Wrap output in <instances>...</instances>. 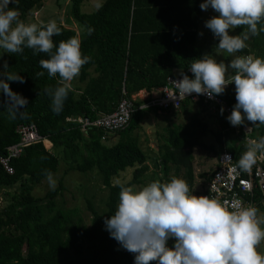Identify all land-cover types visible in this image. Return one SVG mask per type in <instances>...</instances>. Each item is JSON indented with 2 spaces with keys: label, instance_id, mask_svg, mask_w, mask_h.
<instances>
[{
  "label": "trees",
  "instance_id": "obj_1",
  "mask_svg": "<svg viewBox=\"0 0 264 264\" xmlns=\"http://www.w3.org/2000/svg\"><path fill=\"white\" fill-rule=\"evenodd\" d=\"M41 1L18 0V4L9 7L18 8L20 16H24ZM85 2L70 0V13L82 26L79 35L73 28L56 21L62 34L53 37L54 44L58 46L61 41L79 38L81 52L92 58L82 67L76 78L79 85L73 84L59 114L52 111L51 98L44 92L45 88L60 84L58 76L49 78L39 64L41 59L49 58L48 55H33L27 48L22 54L5 53L6 71L24 77V83H8L13 92L28 100L24 111L29 118L10 120L3 104L6 98L0 91V155H5V147L18 139L15 126L19 123L33 124L49 145L40 139L25 144L19 154L8 159L11 172L0 164V189L16 187L0 208V264H134V254L110 237L104 220L117 208L120 187L139 183L149 168L147 154L131 133L132 129L140 128L139 122L146 115L144 109L137 108L140 99L133 100L134 109L128 123L116 131L118 137L110 144L100 138V128L90 126L81 131L78 122L67 117L93 118L110 112L121 96L130 97L139 89L150 91L162 84L166 75L190 67L193 59L202 56L196 45V27L203 0H102V7L90 12L81 10ZM86 27L94 29L91 35L86 33ZM246 43L245 52L264 58V33L250 37ZM39 71H44L45 75L37 78ZM234 87V84L228 85L220 95L232 107L236 103ZM183 101L181 106L186 105ZM196 102L200 109L192 113L187 122L165 128L155 163L162 172L163 182L177 177L180 170L191 190L194 182L192 149L201 144V137L209 130L200 114L207 109L206 104L200 99ZM220 110L214 111L222 130L215 132L219 147L214 149L209 145V148L216 154L229 151L238 162L247 149L244 133L241 127L235 131ZM246 123L251 126L249 135L264 136V125ZM261 156L264 165V154ZM61 163L80 172L98 174L107 188L101 210L90 200L86 201L91 214L87 224L79 219L70 220V214L56 206L55 198L62 188L60 180L55 191L48 188L40 196L31 193L32 185L45 177V170L52 173ZM172 165L174 172L168 176ZM126 167H131L130 178L114 182V176ZM154 180L160 179L152 178ZM173 243L169 240L168 246L172 247Z\"/></svg>",
  "mask_w": 264,
  "mask_h": 264
},
{
  "label": "clouds",
  "instance_id": "obj_2",
  "mask_svg": "<svg viewBox=\"0 0 264 264\" xmlns=\"http://www.w3.org/2000/svg\"><path fill=\"white\" fill-rule=\"evenodd\" d=\"M10 4H18V0H0V49L4 50L0 58L3 53L22 54L25 48L33 55L47 54L49 58L39 64L49 78L58 76L60 84L44 92L51 98L52 111L59 114L73 81L92 58L81 52L79 38L54 44L53 37L62 34L55 20L25 23L18 8H10ZM199 6L202 11L211 8L217 14L204 23L218 39L216 54L227 53L234 58L228 64L217 62L207 53L193 59L188 69L193 78L179 72L177 92L169 97L181 100L195 93L214 99L234 84L236 103L226 119L232 126H246V121L264 125V58L236 55L248 48L250 37L264 33V0H203ZM101 7L102 3L96 4L97 10ZM236 28L246 31L230 35ZM93 31L86 27L88 35ZM0 68V91L6 98L3 104L8 118L28 119L24 111L28 100L13 92L8 83H24V77L7 72V61H2ZM44 75V71L36 73L37 78ZM220 112L223 114V108ZM258 154H264V136L248 141L236 166L250 172ZM45 178L49 189L55 191L54 175L45 170ZM104 225L111 238L134 254V264H264V254L258 251L264 242V214L240 202L229 209L215 198L194 195L182 178L154 180L139 189L122 185L117 208ZM169 240L174 241L172 247Z\"/></svg>",
  "mask_w": 264,
  "mask_h": 264
},
{
  "label": "rangeland",
  "instance_id": "obj_3",
  "mask_svg": "<svg viewBox=\"0 0 264 264\" xmlns=\"http://www.w3.org/2000/svg\"><path fill=\"white\" fill-rule=\"evenodd\" d=\"M86 1L84 5H81V10L85 12L92 11L97 3H100L102 0H84ZM70 1L69 0H43L39 4L33 6L24 14V16H20V19L25 23L36 22L39 23L41 21H50L55 20L57 22H66L71 19L70 16ZM217 15L214 13L211 8L207 11H203L202 21L200 22L197 33H198V41L200 42V48L202 49V54H210L212 55L217 62L223 61L225 64H228L231 60V57L227 53H222L220 55L216 54V45L218 44L217 39H210L208 37L211 33L210 30L204 29V23L206 20L211 18L212 16ZM63 19V21H62ZM237 32L240 33L243 31V28H236ZM206 30V31H205ZM234 32V29L231 30ZM208 32L205 35L206 40L204 43L202 42L201 35L199 33ZM203 38V37H202ZM3 49H0V52H3ZM5 60V53L2 54V58H0V64ZM2 68H0L1 70ZM76 83L77 81L74 80ZM204 116L209 130L201 137V144L196 145L192 149V170L194 175L193 182V194L195 195V190L198 187V182L202 179L201 172H208L214 164L215 153L209 148L211 145L214 149L219 147L218 142L215 139V132L220 130L219 122L217 118L209 113H205L202 111L200 113ZM156 115V117H154ZM150 114V121L152 125H155L156 131H162V127L168 125V123L162 122L161 117L158 118L157 114ZM147 118L142 119L140 123V129H138L139 133V142L144 149L150 148L152 145L158 142V138H156L155 133H153V129L149 128ZM164 123V124H163ZM137 130V128H136ZM147 131V132H145ZM144 134V137H143ZM149 134L148 138L146 137ZM115 135V134H113ZM224 139V137H223ZM46 146L49 145L48 140L43 141ZM111 141L108 139L106 143H110ZM151 153L155 151V149ZM154 156L148 157V170L140 177V182L137 184H131L129 186L134 189L142 188L148 183L152 182V178L162 180V172L156 169V160L153 159ZM174 172V166H171V169L168 173V176H172ZM54 177L58 181H61L62 188L59 191V194L56 196V206L63 211L64 213L70 214V220L76 221L80 220L83 223H89L90 219V211L87 208V200H90L92 205L101 210L103 208V202L106 197L107 188L103 186L100 181V177L98 174H94L91 171L80 172L74 169L67 168L65 163H61L58 168L52 172ZM131 175V167H126L124 170L118 172L116 176H114L113 181L115 182H123L130 178ZM177 178H182V171L177 172ZM48 183L46 178H42L39 182H36L32 185L31 193L34 196L42 195L46 189H48ZM16 187H10L7 189H0V208L7 203L9 199L10 193L14 192ZM260 213L264 214V210L261 207ZM262 254H264V242L258 248Z\"/></svg>",
  "mask_w": 264,
  "mask_h": 264
},
{
  "label": "built area",
  "instance_id": "obj_4",
  "mask_svg": "<svg viewBox=\"0 0 264 264\" xmlns=\"http://www.w3.org/2000/svg\"><path fill=\"white\" fill-rule=\"evenodd\" d=\"M189 68L190 67H186L175 73L166 75L162 84L148 91V95L140 98L141 101L137 105V108L146 106L176 109L185 99L192 101L200 99L206 104L208 111L214 112L216 109L218 110V108H223V112L228 117L233 107L227 104L220 95L215 96L214 99H209L206 95L197 96L195 93L181 100H173L169 97L177 92L175 80L181 78L178 75L179 72L183 71L190 78H193L192 73L188 70ZM135 98L136 97L123 95L119 98L112 111L100 113L93 118L75 115L68 116L67 119L76 120L81 131H85L86 128L90 126L100 128L102 131L100 138L103 139L108 133L118 131L128 123L134 109L133 100ZM230 126L232 125L230 124ZM232 127L235 131L241 127L246 145H248L249 140L255 139L249 135L251 127L248 124H246V126L241 125ZM15 131L18 134V139L5 147L7 150L5 155H0V164L7 172L12 171L8 159L11 156L19 154L25 144L38 139L42 141L46 140L36 132L33 124L19 123L15 126ZM261 157V154H258L256 164L252 167L250 172H243L236 166L237 162L231 152L225 150L218 152L215 154L213 166L198 182L195 195H205L210 198H215L224 203L229 209H232L237 202L242 203L244 207L251 205L258 208V204L263 201L261 199L264 197V165L261 162Z\"/></svg>",
  "mask_w": 264,
  "mask_h": 264
},
{
  "label": "crops",
  "instance_id": "obj_5",
  "mask_svg": "<svg viewBox=\"0 0 264 264\" xmlns=\"http://www.w3.org/2000/svg\"><path fill=\"white\" fill-rule=\"evenodd\" d=\"M70 1V0H69ZM70 11V10H69ZM70 16H71V19L69 20V21H67V23L65 22H60L61 24H63L65 27H71V28H73L74 30H75V32H76V35H79L80 34V32L82 31V26H80L78 23H76V21L74 20V18L72 17V15H71V13H70ZM202 17H203V11L201 10V18H200V20H199V22H198V25H197V27H196V45L198 46V48L201 50V53H202V49L200 48V42L198 41V33H197V29H198V26H199V24H200V22L202 21ZM62 21H63V19H62ZM204 29H206L207 30V28L204 26ZM205 30V31H206ZM207 35H209V33L208 32H205ZM205 33H203V34H205ZM230 35H238V34H240V33H238L237 32V29H234V32L233 31H230V33H229ZM203 37V38H202ZM202 37H201V39H202V42L204 43V41L206 40V38H205V35H202ZM208 37H210V39H214V37H213V34H210ZM216 39V38H215ZM217 41H218V39H217ZM238 54V53H237ZM236 54V55H237ZM241 54L242 55H246V54H249V55H252V56H254L253 55V53L252 52H250V51H247V52H245V50H242V52H241ZM203 55V54H202ZM231 57V56H230ZM232 58H234V57H231V59ZM178 70H180V69H177V70H175L173 73H175V72H177ZM91 71V70H90ZM231 71V70H230ZM91 73H92V71H91ZM76 80V79H75ZM73 84H74V86L77 84V85H79V83L77 82H75V81H73ZM80 84H81V82H80ZM149 94V92L147 91V90H145V89H139L138 91H136V92H134V93H132L130 96L131 97H136V98H138V99H140L142 96H145V95H148ZM140 101H141V99H140ZM182 103V102H181ZM186 104L185 106H181V104H180V106L178 107V108H176V109H163V108H153V107H142L141 109H144L145 110V113H146V115H145V117L143 118V119H145V118H147V119H149L148 120V123H149V128H151V129H153V133H155V135H156V138H158V142L157 143H155L154 145H152L150 148H148V149H144V147H142V145H140V142H139V133H138V129H140V131H141V128H137V130H136V128H134V129H132L131 130V133H132V135H134V136H136L137 137V140H138V143H139V145H140V147H141V149L147 154V159H146V163L148 164V157H151V156H154V160H156L157 161V157H158V149H159V143L162 141L161 140V137H162V135L165 133V128H167V127H173V126H175V125H178V124H180V123H184V122H187L188 121V119H189V117L191 116V114L192 113H195L197 110H199L200 109V106L199 105H197V102L196 101H192V100H186V101H183V104ZM162 109V110H161ZM163 110H166V111H163ZM203 112H205V113H209V114H212V115H214L215 117H216V115H215V113L214 112H210V111H208L206 108L205 109H203ZM200 113H202V111L200 112ZM150 114H157V117L158 118H162L161 119V121L162 122H165V123H168V125H165L164 127H162V131H156V127H155V125H152V122L150 121V117H149V115ZM154 117H156V115H154ZM202 117H203V119L205 120V118H204V116L202 115ZM206 121V120H205ZM207 123V122H206ZM164 124V123H163ZM247 124V123H246ZM249 125V124H248ZM250 126V125H249ZM219 127H220V125H219ZM251 127V126H250ZM209 128V127H208ZM220 130H221V128H220ZM222 131V130H221ZM145 132H147V131H145ZM113 134H115V135H113ZM148 136H149V134H147V138H148ZM251 136V135H250ZM117 137H118V135H117V133H116V131L115 132H112V133H108L102 140H104L105 141V143H106V140H110L111 142L110 143H113V142H115L116 141V139H117ZM143 137H144V134H143ZM254 137V136H253ZM255 139H258V137L257 136H255L254 137ZM110 143H108V144H110ZM151 149H155V151L153 152V153H151L153 150H151ZM216 154V153H215ZM157 166H158V164H157ZM149 167V166H148ZM158 168V167H157ZM156 168V169H157ZM158 170V169H157ZM160 171V170H159ZM192 191H193V188H192ZM261 200H263L261 203H259L258 204V209H260L261 207L263 208V210H264V197H263V199H261Z\"/></svg>",
  "mask_w": 264,
  "mask_h": 264
}]
</instances>
